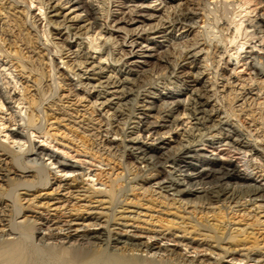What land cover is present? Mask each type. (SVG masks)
Here are the masks:
<instances>
[{
    "label": "bare ground",
    "instance_id": "1",
    "mask_svg": "<svg viewBox=\"0 0 264 264\" xmlns=\"http://www.w3.org/2000/svg\"><path fill=\"white\" fill-rule=\"evenodd\" d=\"M35 1L40 5V9H45L44 14L32 15L30 0H0V16H2L0 17V57L16 60L18 62L16 68H20L21 72H27L28 75L36 76L34 84L36 101H33L32 105L40 109L41 104L45 105L44 103L47 102L46 105L50 110L55 109V112L58 111L61 114V118L66 117V111L54 104L55 101L62 102L58 94L59 78L56 76L61 69L60 76L63 78L65 74L66 77L64 76L62 80L67 82L68 90L71 91L72 96L78 101L91 96L94 99L91 103V114L98 113L101 124L104 123L103 126L97 127L95 132L82 131L83 136L88 133L85 137L86 141L91 142V146L95 147L102 144L103 147L111 150L113 155L120 152V158H124V160L133 159L137 163L145 164V170L138 169V173L151 171L155 174L143 182L150 184L145 193L149 192V195L154 193L155 191H152L151 188L156 187L160 191L159 194L164 193L162 198L165 201L171 197L169 200L171 205L168 203L166 208L178 205L176 209L185 212V207L192 206V214H189L186 220L189 221V224H193L191 231L186 230L184 222L177 225L176 231H181L183 234L181 237L165 233L173 226L163 227L164 230L160 233L148 232L149 235L134 232L128 234L122 229L110 231L108 227L111 219L101 224V219L93 217L95 222L88 223L91 220L90 216L84 220L81 216L79 218L75 214L70 215V212L71 220L64 225H51L50 222L39 223L37 220L18 222L17 220L24 216V207L20 204L23 199L20 198L19 191H24L29 195L30 192L44 191L50 184V169L43 162L45 157L52 160L57 168L62 169V172L65 173L72 174L80 171L82 177H87L85 171L88 170L79 162L60 159L58 154L46 150L42 145L37 147V142L32 140V133L28 132V123L27 127L20 125L18 132L12 134L18 137L19 141L23 140L25 144H28L27 150L22 151L19 146L20 151L16 153L0 144L1 150L12 154L10 167H4L5 169L0 167V182L5 184L2 194L7 197L6 201L9 207L7 220L2 216L6 211L0 210V264H264V253H260L261 250L259 253L257 252L260 249L257 241L254 239L253 246L244 250L245 254H241L240 251H236V248L246 246L242 243H246L249 238L241 240L239 237L242 234L246 235V232L240 231L236 232V235H232L233 232L229 228L231 222L238 218L240 222H247L250 219L251 215L248 213L243 214L241 218L240 216L236 218V215L232 214L233 208L237 205L240 206L241 201L245 202L243 205L246 203L255 205L257 202L264 204V132L259 135L260 127L258 129L259 125L264 128V109L248 110L245 114L250 118L249 122L245 121L241 129L231 125L233 128L225 130L222 128L225 125L223 122H219L215 126L209 125L217 115L216 112L206 109L208 97L205 87L195 88L201 82L202 72L199 70L196 73L190 71L199 69V63L205 61L208 56L205 55L203 60L200 59L199 52H196L195 49L192 50V45H190L191 48L188 47L180 58L181 61L179 60L186 62L184 66L180 67L179 64L169 60V56L166 55L168 50L161 51L167 46H169L167 48L172 46L168 39L170 33L172 34L170 31L172 27L173 30L176 27L184 30L187 26L195 25L198 20L204 24V15L202 12L197 13L198 1L191 0L188 4H183V0H157L160 1L158 4L150 6L146 0H122L125 3L134 4L128 6L122 2L121 6H115L120 8L117 11L111 10L105 13L107 12L105 10L106 15L103 13L101 15L100 11H97L100 7L98 8L97 4L95 6V0ZM5 5H7L6 8ZM10 10L12 14H9ZM46 11L53 14L52 19L48 18ZM155 13L164 16H160L161 18L159 17L160 19L155 25L148 24L147 22L156 20ZM2 21H4L3 26H1ZM44 21L46 24L42 26ZM249 25L254 29L251 31L252 33L246 35L250 37V40H253L256 34L263 33L264 35V17H260L254 24L251 21ZM48 27H52V30L57 32L61 42H56L55 40L58 39L55 37L52 38ZM221 28L224 31L223 27ZM60 30H63L65 34H62ZM238 30L240 29L236 31L238 32ZM9 35L12 37V41L11 37L6 39ZM157 38H161L162 41H156ZM72 39H74L73 42ZM259 42L262 45L259 50H263V37L259 39ZM5 43L8 46L7 51L10 50V46L18 49L15 56L4 50ZM64 44L67 46L65 47ZM243 46L244 44L239 47V50H242ZM20 47L24 50L19 49ZM73 47L76 50H72ZM208 48L205 47L206 50ZM254 48H256L255 45L245 52L244 60L251 59L254 63L252 65L250 62L253 69L260 65L261 67H258L257 70H259V74H262L264 72V55L255 53ZM25 50L28 56L32 57L25 56L26 58H24ZM98 50L102 51L104 55L98 56V61L93 60L90 52L95 53ZM63 52L66 53L62 54ZM215 53V56L221 54L218 49ZM61 54L65 55L69 62L57 63L54 61L55 56ZM35 57L36 59H34ZM240 57L237 55L234 60L237 62ZM59 59H61L60 56ZM43 60L49 63L48 73L43 70ZM154 62L162 63L163 69L167 72L169 69L170 76L174 78L175 82H181L187 87L186 94L189 93V96L187 99L180 100L172 92L162 94L160 99L140 94L142 99L139 98V101H136L139 106L135 105L137 113L133 116L135 125L130 128L132 134L127 137L126 132L118 125L112 129L116 121H119H114L115 113L120 111V107L124 105L123 102L133 94L132 87L137 92L141 89L138 87V83L143 76L152 73ZM59 64L62 66L61 68L58 67ZM145 67L149 68L145 69ZM206 67L203 66V69ZM71 75L77 79H72ZM85 75L87 77L84 78ZM3 76L4 73L0 74V100L7 105V108L17 102L20 105L27 91L22 89L24 95L21 96V91H18L16 86L11 89L9 87L11 83L4 82L7 78ZM122 76L125 79H122ZM216 80L214 79L210 84L211 87L214 88ZM47 82L48 88L52 91V95L48 97L45 96L46 93L42 89L43 84ZM186 83L192 84V88L186 86ZM233 83L228 80L226 84L232 85ZM244 85H241L240 90L238 87L234 88L235 85L229 88L227 99L232 96L228 99L230 100L229 104L239 98L242 106L250 109L260 97L264 100V93L262 96H259V93L253 94L252 88L247 90ZM80 89L83 90L81 91L82 97L78 93ZM107 89H111L113 92L107 93ZM239 91L242 96L237 95ZM135 95L137 97L138 94ZM212 96H215V91ZM17 97L19 98L15 99ZM67 97L68 95L65 99L69 98ZM113 100H116V103L113 104ZM131 103H129L130 106ZM262 105L264 106V102ZM244 108L239 112H243ZM180 109H183L181 114L179 113ZM256 110H259L258 119L254 117ZM110 111L115 112L111 114L112 119L107 116ZM186 111H188V118L184 121L180 115L184 116ZM77 114L78 111H75V115ZM85 114L80 115V118L85 119L84 122L92 123L93 119L90 115L84 118ZM190 118L195 123L192 128H187L185 124H188ZM110 120L114 123L108 125ZM44 123L45 119H43ZM40 127L37 134L46 137L47 140L50 139L49 134L42 132L43 125ZM26 129L28 131H25ZM177 130H181L182 133L178 135ZM193 130L197 132L195 135L204 130L208 131L206 134L208 139L198 138L199 135L195 137L192 134ZM253 133H255L254 136ZM172 134L176 138L177 136L183 138L180 142L173 140V143L177 145L173 147L170 141ZM112 136H120L119 141L112 140ZM204 148L213 149L212 152L217 151V153L214 155ZM224 153H226L225 156ZM231 154H233L232 157L237 156L238 158L235 160L232 157L228 158V155ZM124 163L126 162L124 161ZM167 169L168 171H166ZM29 174L32 179H28ZM77 179H73L72 182H77ZM66 186L65 190L72 196L73 193L69 190L74 187L68 184ZM0 187L3 186L0 185ZM111 193L109 192V195ZM170 193L172 194L170 195ZM110 196L113 198L114 195ZM261 204L256 210L264 209V205ZM74 209H76V213H79L80 208ZM197 209L201 214L205 210L208 211L200 218V223L194 221V217H192ZM215 210L218 211L217 214H215ZM210 213L212 218L218 222H216L217 224H209L207 215ZM229 215L232 217L229 218ZM78 221H82V223L80 224ZM85 223L88 224L85 225ZM249 225L260 227L261 223L257 218ZM90 227H98V229L90 230ZM204 232L207 235H201ZM192 234H194L193 238L201 237L202 243L200 240L185 238ZM209 241L215 246L208 244ZM222 245H226L228 248H223Z\"/></svg>",
    "mask_w": 264,
    "mask_h": 264
},
{
    "label": "rangeland",
    "instance_id": "2",
    "mask_svg": "<svg viewBox=\"0 0 264 264\" xmlns=\"http://www.w3.org/2000/svg\"><path fill=\"white\" fill-rule=\"evenodd\" d=\"M30 1L32 2V5L30 6L31 7L30 13L32 15H42L45 13V9H40L39 7L40 5L37 3V1L35 0H30ZM146 1H147L146 3L150 4V6H154L155 3L158 4L160 2L157 0H146ZM189 1L191 0H183L182 3L188 4ZM196 1H198L197 13L200 14L202 12V15H204L203 17L204 24L203 23L201 24L198 20L195 23V25H191L190 27L187 26L184 28V30H180L179 27H176L174 28L175 30H173L172 27L170 29V31H172V34L170 33V37H168V39L170 40V44H172V46L170 48H167L169 47L167 46L161 51L164 52L165 50L166 51L168 50L166 55L169 56L168 57L169 60L171 62L179 64L180 67L184 66L186 63V62H180L181 61L180 58L184 55L186 49H188L190 45H192L191 46L192 48L190 47L192 50L195 49L196 52H199L198 57H200V59L202 58L203 60L205 55H207L209 58L206 56L207 57L206 60L199 63L198 65L199 69L190 70V71L193 73H196L198 70L199 72H202V75H200L201 82L199 86L195 88L205 87L204 89H206L207 91L206 96L208 97L207 99L208 107L206 109L207 111L216 112L217 115V117H215L213 122L209 125L215 126L218 125L219 122H223L225 123V125L222 126V128L225 130H230L231 127L233 128V126L239 127L241 129L242 124L245 121L249 122L250 119L245 113L248 110H254L258 108L264 109V106L262 105L264 100L262 99V97H260L259 100L256 102L257 106L254 102L253 105L254 104L255 105L254 106L252 105L253 108L248 109L247 107L244 108V105L242 106V102L238 100L239 98L236 99L233 103L229 104L230 100L228 99L232 98V96L228 97L227 99V92H229V88L234 85H235L234 88L238 87V90H240L241 85L243 86V84H245L244 86H246L247 90L248 89L250 90V88H252L251 90H253L252 91L253 94L259 93V96H262V94L264 93V72L262 74H259L258 73L259 70H257L259 69L258 67L261 66L257 65L256 69L255 68L253 69L251 68V64L253 65L254 63H252L251 59L250 60L248 59L247 61L244 60L245 52L248 51L249 48H251L253 45L256 46V48L253 49L255 53H258L259 55H264V49L259 50L260 48H262L259 39L263 37L264 40L263 33L256 34L253 40H250V37L246 36L252 33L251 31H254L253 28H250L249 23H251L252 21V23L254 24L256 23V21L259 20L260 17H264V0H196ZM95 2H96L95 6L98 5V8L100 7L99 9L97 8L98 9L97 11L98 12L100 11L99 13L101 15L102 13L106 15L105 13H108L111 10L117 11L118 9H120L119 7H115V6H121V4H123L122 2L124 1L95 0ZM125 4L131 6L134 3L126 2ZM6 7L7 5H5V8ZM194 9L196 10V7ZM105 10L107 12H105ZM10 13L12 14L11 10L9 11V14ZM46 15L48 16V18L52 19L53 14L51 15V13L49 14V12L46 11ZM155 16H156L155 21H150L147 23L151 25H155L159 21V19L164 15L163 14L160 15V13H155ZM3 23L4 21L1 22V26H3ZM45 24L46 21L42 23V26ZM220 26L223 27L224 31H222V28ZM236 28L240 30H238L237 32ZM52 29H53L52 27H48V32L51 33L52 38L55 37L58 39L55 40L56 42H61L59 40L60 37L58 36L57 32ZM60 32L62 34H65L63 30H60ZM23 34L25 35L26 33ZM10 37L11 36L9 35L6 39H10ZM10 40L12 41V37ZM71 41L73 42L74 39H72ZM156 41H162V39L157 38ZM242 44H244V46L242 50H239V47H241ZM6 45L7 43H5L3 47L5 46L4 50L7 51L8 46ZM64 46L66 47L67 45L64 44ZM205 47L206 48L209 47L208 50H206ZM9 49L10 50L7 51V53L11 52L12 56H15L18 49L13 46H10ZM19 49L24 50V48L21 47ZM217 49L219 50V52H221L220 54L221 56L220 55L215 56L216 54L215 51ZM72 50H76V48L73 47ZM170 52L172 53L170 54ZM64 53L66 52H63L62 54ZM90 53H91V58L93 60H97L98 56L104 55V53L100 50L96 51L95 53L91 51ZM62 54L59 55L61 59L58 60L59 56H55L56 58L54 61H56L57 63L69 62L65 58V55ZM23 55L24 58L28 56L26 50L23 52ZM237 55L241 57L240 59L237 58L238 60L236 62V60L234 59L235 57H237ZM28 57H32V56L29 55ZM34 59H36V57ZM48 65L49 63L46 60H43V70L45 71V73L49 72ZM152 65H154L152 66L154 67L153 71H151L152 73L150 75L143 76L140 79V83H138V87L141 88L139 89L140 91L138 90V87H137L138 92L135 91L136 89L132 87L133 94L136 92L135 94H138L139 96L137 95L136 97L135 94H134L135 96L133 94L130 95L128 97V99L130 100L128 101L127 99L128 103L127 101L123 102L124 105L120 107L119 109L120 111H118V113L110 111L107 115L109 118L111 117L110 119H112L113 117L111 116V114L115 113L116 116L114 117V121L116 120L119 121H116V123L112 126V129L115 125H118L120 129L126 132L127 137H129L132 134L131 133L132 129L130 128L133 127V125H135L134 123L135 119H133L134 118L133 116H135L137 113L136 106H139V104L136 101H139V98L142 94L154 96L155 98L160 99V96L162 94H167L172 92L175 96H178L179 97L178 99L180 100L187 99L189 96V93L186 94L187 87H185L181 82H175L174 78L170 76L169 69L168 72L165 69H163L162 63L154 62V64ZM17 66H18V62L16 60L14 59L9 60L0 57V72H1L0 74L3 75L4 73L3 77L7 78L5 79L4 82L11 83L9 84L10 88L16 86L15 88H18V91H21L20 93L21 96L24 95V91H27L25 92L26 93L25 98L23 101L20 102V105H18L17 102L15 103L17 105L12 104L11 107L7 108V105H5L2 100H0V144L6 146L7 149H9V151L16 153L20 151L18 149L19 146H21L20 149L22 151L27 150L26 148L28 147V144H25L24 143L25 141L23 140L19 141L18 137H15L12 134L13 132L16 131L18 132V128L20 127V125L23 127L25 126L27 127L29 123L28 126L29 131L27 130L28 128L25 131L32 133V140L34 142H37L36 145L37 147L38 145L39 146L42 145L43 148H46V150L48 149L50 152L52 151L56 155L58 154L60 156V159L62 160L68 159L71 162H79L84 166V168H88V170L86 169L85 171V175H87V177H82L80 175L81 173L80 171H77L72 174L65 173L62 172V169L57 168V165H55V163H53L52 160H48L47 157H45L43 162L50 169L49 172V177L51 179L50 184L44 191L30 192L29 195L26 194L24 191H19L20 198L23 199L20 204L24 207V216L18 219L17 220L18 222L21 221L24 222L25 220H29V221L37 220L39 221V223L50 222L51 225L52 224L64 225L65 223L71 220V218L69 217V212H70L71 213L70 215L73 216L75 214V216L78 217L81 216L82 219L84 220L90 216L91 220L88 223L95 222V220L92 219L93 217L97 219H101L100 222L101 224L104 221H109L111 219L108 227L110 231H117L118 229L119 230L122 229L123 231H126V233L128 234H132L134 232L143 235H149L148 232L160 233L161 231L164 230L163 227L173 226L171 230L165 231V233L167 234L171 233V235L175 234L182 237L183 234L181 233V231L180 232L176 231L177 225H181L182 222L185 223L184 227L186 226L185 227L186 230L188 231L192 230L191 225L193 223L189 224V221L186 220L188 218V215L192 214L193 211L191 208L192 206L185 207L186 210L185 212L176 209L178 205H174V207L169 206L166 208V205L168 203L169 205H171L169 201L171 197H169L168 200L165 201L162 198V195H164V193L159 194L160 191H158L156 187L151 188L152 191H155L154 193L150 195L149 192L145 193L146 188L150 187L149 186L150 184H146L143 182L145 181V179H150L152 176L155 175L154 172L151 171L138 173L137 171L138 169L140 171L145 170L144 167L145 164L143 165L141 163H137L136 160L134 161L133 159L130 161L124 160V158H120L121 156L120 152H116L115 155H113V152L109 150L107 147H103L102 144L95 147L94 145L91 146L90 144L91 142L86 141L85 137L87 136L88 133H86L85 136H83V134L81 133L82 131L91 130L95 132L97 127L104 125L103 122L101 124L100 122L101 118H98V113L91 114L92 112L91 103L94 101V99L91 96L87 97L85 100L83 99L82 101H78L77 98L73 97L71 91L68 90L69 87L67 86L68 85L67 82H64V80H62L65 74L64 76L62 75L63 78L60 76L62 71L60 69V71L56 74V76L59 78L58 94L61 97L62 102L60 103L55 101L54 104L57 105V107H60L66 111L67 113L66 117L61 118L62 116H60L61 114L58 113V111L55 112V109L50 110L46 105L47 102L44 103L45 105H43L42 103L41 108L38 109L34 105H32V102L36 101L35 91H34L36 90V87L34 86L36 76L28 75L27 72L26 73L21 72L20 68H16ZM203 66H205L206 68L203 69ZM58 67L61 68L62 66H60L59 64ZM148 68L149 67H145V69ZM85 77H87V75H85L84 78ZM71 78L74 80L77 79L72 75ZM121 78L125 79V77L123 76ZM236 78L238 79L237 82H236ZM214 79L217 80L213 88L211 87L212 85L210 84H212ZM228 80L229 82L233 81L234 83L232 85L231 84L228 85L226 84ZM186 84H187L186 86L192 88L191 87L192 84L190 83H186ZM48 86H49L48 82L44 83L42 86L43 91L46 93L45 96L47 97L52 95V91L48 88ZM77 89H79V87H77ZM47 90L48 92H46ZM81 91L83 90L80 89V92L78 93H80L81 94L80 96L82 97L83 93H81ZM106 91L107 93L113 92V90L111 89L110 90L107 89ZM214 91H215V96H212V93ZM67 95L69 98L67 97L68 99H65ZM237 95L242 96V93L239 91ZM18 98L19 97L15 99ZM112 103L113 104L116 103V100H113ZM129 103H131V106L132 104H134L133 107H131ZM127 106H129L130 108ZM243 108L244 111L239 112ZM182 110L183 109L179 110L180 114L182 113ZM75 111H78L77 115H75ZM127 111H130L128 113H131L132 111L134 112H132L129 115ZM258 112L259 110H256L254 112V117H256V119L259 118ZM39 113H41L40 114L41 116L39 115ZM83 114H85L84 118L90 115V117L93 119L92 123H88V121L84 122L85 119L80 118V115ZM187 114L188 111L184 113V116L180 115V118L186 121V119L188 118ZM69 117L72 119L71 120L68 119ZM43 119H45L44 124H43ZM114 121L110 120L108 125H110L112 122L114 123ZM194 123L195 121L192 120V118H190L188 124L185 125H187V128H192ZM41 125H43L42 132L44 131L45 133L49 134V136H51L50 139L47 140L46 137H42L40 134H37L39 133V129L41 128L40 127ZM259 127H260L259 135L260 134L262 135L261 132H264V128H261V126L259 125L258 129ZM202 132L205 134H203ZM207 132L208 131L206 130L199 132L198 138L203 137L204 140L208 139V136L206 135ZM176 133H178L179 135L182 133V131L177 130ZM196 133L197 132L193 130L192 134H194L195 137L198 136L195 135ZM252 135L254 136L255 133H253ZM111 139L114 141H119L120 136H112ZM181 139L183 138L179 136H177L176 138V136L172 134L170 139L172 143L171 144L172 147L177 146L175 143H173V140L175 141L177 140L176 142H180ZM42 140H44V142H42ZM204 149L207 150V152L212 153L214 155H216L217 153V151L212 152L213 149H208V148H204ZM225 155L226 153H224V156ZM232 156L233 154L228 155V158H231ZM11 157H12L11 153H7V152L5 153V151L1 150L0 148V167H2L3 169H5L6 167H10L11 165L10 162L12 161ZM232 158H234L235 160L238 157L234 156ZM124 161L127 164L126 163L123 164ZM238 170L241 171V169ZM166 171H168V169ZM27 177L29 179L30 174ZM75 178H78L77 182H72V180ZM66 184L74 187L71 190H69L72 191L73 193L72 196L68 194V191L65 190L67 188ZM0 185L3 186L0 187L2 189V190L0 189V194H1L0 210L2 209L6 211L4 214H2V216L3 219L7 220L8 219L7 210H9V207H8V202L6 201L7 197H5L2 194L3 189L5 188V184H3V182H0ZM109 192L114 193V194L111 193L112 195H114L113 198L110 196L111 194L109 195ZM171 194L172 193H170V195ZM244 203H245L244 201H241L240 204L241 207L238 205L234 207L232 214H235L236 218L237 216H240L241 218L243 214L246 215L248 213L251 215L250 219L247 220V222L246 221L240 222V219L238 218L234 220V222H231V225L229 226V228H231L233 232L232 235H236V232L244 231L246 232V235L242 234L239 237V239L243 240L249 238L247 239L248 241L246 243H242L245 244L246 246L238 247L236 248V251L237 252L240 251L241 254H245L246 252H244V250H247L248 248L253 246L252 243L254 242L255 239L257 241V244L260 245V249L257 250V252L259 253V251L261 250L260 253H264V249H263L264 248L263 246L264 245V209L261 208L259 210H256L257 207L261 204L260 202H257V204L255 205H251L249 203L243 205ZM217 206H215V208H217ZM74 208H80L79 213H76L75 211L76 209ZM207 212L208 211L205 210L203 211V214H206ZM227 212L230 213V211ZM217 213L218 211L215 210V214ZM203 214L199 213V210L197 209L196 211H194V215L192 217H194L193 218L194 221L200 223L201 222L200 218L203 216ZM207 216L209 217V224L215 225L218 223L214 218H212L211 213L208 214ZM253 216L257 217L258 220L260 221L261 223L260 227H251L249 225L251 224V222L257 219L254 218ZM181 217H183L184 219ZM231 217L232 216L229 215V218ZM78 222H80V224L82 223V221H78ZM88 223H85V225H87ZM170 223H172V225H170ZM97 229L98 227H90V230H97ZM204 234L207 235L206 232L201 233V235ZM193 235L194 234L186 236L185 238L189 240L193 238ZM193 240H197V241L200 240V243H202L201 240L203 239H201V237H195L193 238ZM208 244L215 246L211 244L210 241L208 242ZM222 247L228 248L226 245H222Z\"/></svg>",
    "mask_w": 264,
    "mask_h": 264
}]
</instances>
